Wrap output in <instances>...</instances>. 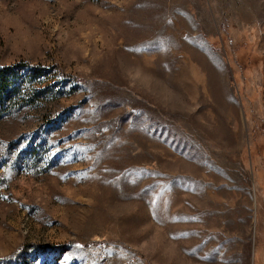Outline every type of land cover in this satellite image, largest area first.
Here are the masks:
<instances>
[{
	"label": "rangeland",
	"instance_id": "obj_1",
	"mask_svg": "<svg viewBox=\"0 0 264 264\" xmlns=\"http://www.w3.org/2000/svg\"><path fill=\"white\" fill-rule=\"evenodd\" d=\"M0 264H264V0H0Z\"/></svg>",
	"mask_w": 264,
	"mask_h": 264
},
{
	"label": "trees",
	"instance_id": "obj_2",
	"mask_svg": "<svg viewBox=\"0 0 264 264\" xmlns=\"http://www.w3.org/2000/svg\"><path fill=\"white\" fill-rule=\"evenodd\" d=\"M3 96L1 95V93H0V98H2Z\"/></svg>",
	"mask_w": 264,
	"mask_h": 264
}]
</instances>
